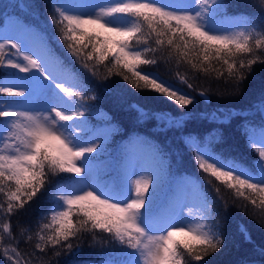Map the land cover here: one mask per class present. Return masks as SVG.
Wrapping results in <instances>:
<instances>
[{
	"label": "snow or ice",
	"instance_id": "obj_1",
	"mask_svg": "<svg viewBox=\"0 0 264 264\" xmlns=\"http://www.w3.org/2000/svg\"><path fill=\"white\" fill-rule=\"evenodd\" d=\"M226 8L224 0H56L51 22L62 46L92 77L99 75L101 65L109 74L114 68L122 69L114 74L137 91H153L185 109L194 103V97L159 75L141 70V65L175 58L177 64L186 63L206 76L215 73L219 79L226 72V80L234 89L239 88L254 65L264 64V26L257 28L252 20L226 25ZM260 10L264 13V7ZM8 49L15 51L9 55ZM0 67L28 74L12 73L22 83L0 86V96L23 98L0 100V195L4 197L0 203V252L10 264L30 262L18 250L9 218L54 177L60 179L45 193L51 203L44 217L48 222L39 225L36 234L35 249L39 252L59 246L73 253L72 238L96 231L107 233L122 246L121 259L111 264H208L206 257L225 245L224 226L207 193L196 205H177L172 213L162 215L150 207L149 189L154 181L158 184L154 172L126 171L122 179L111 181L95 176L92 154L101 148L96 140L106 137L89 135L91 129L81 109L88 107L86 97H96L87 95L88 84L51 49L42 45L38 51L25 50L21 43L5 39L0 42ZM177 77L193 89L185 76L177 73ZM206 94L199 92L200 96ZM20 104L36 106L17 110ZM130 107L138 121L154 119L162 128L184 123L168 111L152 112L140 104ZM260 111L264 114V99ZM205 118L227 124L233 113H212ZM241 131L258 156L253 162L255 171L209 146L222 142L223 133L218 128L209 133L211 140L189 137L185 143L194 151L210 186L213 182L208 177L243 199L246 203L240 206L245 214L250 204L264 221V127L257 133L242 125ZM214 190L220 192L218 186ZM220 200L227 209V202L223 197ZM239 231L251 242L245 225L241 224ZM6 239L10 246H5Z\"/></svg>",
	"mask_w": 264,
	"mask_h": 264
},
{
	"label": "trees",
	"instance_id": "obj_2",
	"mask_svg": "<svg viewBox=\"0 0 264 264\" xmlns=\"http://www.w3.org/2000/svg\"><path fill=\"white\" fill-rule=\"evenodd\" d=\"M68 2L71 3V0ZM55 3L56 0H0V31L4 30L7 24H17L23 30L24 38H27L26 30L28 32L29 27L32 26L39 35L36 42L39 45L44 43L43 46L51 49L88 84L87 95L96 97L95 100H88L86 97L85 103L88 107L83 109L85 111L83 119L87 122V127L91 129L89 135L100 129L110 130V136L100 144L101 148L94 159L96 163L102 160L108 162V167L103 170L100 180H120V163L123 162L129 146L138 143L151 153L162 168L164 179H166L163 184L165 192L158 202L159 205L152 207L154 211L160 213L169 204L177 192L182 177H192L199 197L207 193L214 201L213 207L217 213V219L222 222L227 239L218 252L206 257L208 264H264V221L255 215L250 204L245 214V209L240 205L246 202L235 198L231 190L215 181L214 178L208 177L213 182V186H210L206 182V174L201 172L195 161L194 151L190 150L185 143L189 137L211 140L209 133L218 128L223 133V140L219 143H210L209 146L225 158H234L255 171L253 162L258 159V156L248 147L241 126L252 127L257 133L264 127V114L260 111V103L264 99V64L254 65L251 74L236 89L233 88L232 82L226 80V72L219 79L216 78L215 73L206 76L186 63L177 64L175 58L167 62L158 59L155 65H141L142 70L156 73L195 98L192 105L180 109L175 102L153 91H137L124 81L121 75L114 74L122 69L114 68L113 74H109L101 65L99 75L92 77L88 71L81 68L67 48L62 46L63 42L58 39L59 33L51 22L52 6ZM224 3L227 5L224 21H238L245 24L252 20L257 28L264 26V13L260 10L264 7L262 0H224ZM42 37H45V41L41 40ZM159 55L160 53H157V56ZM164 55H167V50ZM213 64L223 71L218 63L214 61ZM177 73L185 76L193 85V89L190 90L181 83ZM10 75L9 71L0 68V84L4 82L6 76ZM104 75H108L109 79L103 80ZM201 90L207 94L200 96ZM0 98L3 97L0 96ZM134 104H140L152 112H171L173 115L180 116V120L184 123L182 126L162 128L154 119L138 121L136 113L130 107ZM213 110H220L219 112L223 114L231 112L233 118L230 123L219 124L202 116ZM181 112H187L190 115H180ZM120 160L118 165H113ZM59 179L60 177L52 178L31 202L25 204L23 209L9 218L13 236L19 241L18 250L24 259L30 264L90 262L111 264L112 261L121 259L122 246L112 241L107 233L99 231L83 232L72 238L73 253H68L66 249H60L59 246L57 249L48 247L44 252L35 249L38 243L36 234L39 231V225L48 222L44 217L51 208L45 193ZM217 186L220 188L219 193L214 190ZM220 197L227 202V209ZM3 201L4 197L0 195V203ZM73 219L75 220L76 217L74 216ZM2 222L3 218L0 216V223ZM241 224L246 226L251 242L246 241L239 231ZM22 229L27 230L23 235H21ZM28 236L32 239L27 240ZM77 245H79L78 252H76ZM5 246H10L7 239ZM56 251H60L61 254L55 255ZM0 264H10L2 252H0Z\"/></svg>",
	"mask_w": 264,
	"mask_h": 264
},
{
	"label": "rangeland",
	"instance_id": "obj_3",
	"mask_svg": "<svg viewBox=\"0 0 264 264\" xmlns=\"http://www.w3.org/2000/svg\"><path fill=\"white\" fill-rule=\"evenodd\" d=\"M98 2H105V0H98ZM224 23L226 25L227 24L243 25L242 23H240L238 21H224ZM26 33L28 34L27 36L29 38L28 37L24 38V35H22V29L20 28V26H17L14 24H8L4 30L0 31V42H3V40H5V39H12L14 42L21 43L25 50L32 49V50L38 51L40 49L38 47L42 46L44 43L42 45H39L36 42L39 39V35H38V32L36 31V29L33 28L32 26H30L29 31L27 32V30H26ZM30 40L32 41L31 43L29 42ZM41 40L45 41V37H42ZM6 51L9 53V55H11V53H13L15 50L14 49H8ZM0 68L4 69L6 71H9L11 74L10 76H6L4 78V82L3 83L1 82L0 86H2L5 82H7L8 84L15 83L17 85L22 83L21 81L17 80L16 76H13L12 73H16L17 76L28 75L25 73H18L17 70L11 69V68H3V67H0ZM141 70H142V68H141ZM2 97L3 98H0V100H7L10 102L23 100L22 97H6V96H2ZM35 106L36 105L20 104V105H17V110H24V109H27L29 107H35ZM81 110L83 111V109H81ZM219 111L220 110L209 111V113H207V114L204 113L202 116L205 117L206 115L212 114V113L221 114L222 112H219ZM109 131L110 130L108 128L100 129V130L95 131L91 135H94L95 137H108V136H110ZM81 135H83V133H81ZM103 141L104 140H102V139L96 140V142L99 144H101ZM98 152H99V149L97 150L96 153L92 154V157H93L92 166L94 169L95 176L100 179V175L102 174L103 170L108 167V165H107L108 162H107V160H102L99 163H96V161L94 159L96 158ZM121 160L118 161L117 164L113 163V165L114 166L118 165L121 162ZM119 169H120V173H121V176L119 177V179H122V175L126 171L137 172V173L142 172V171L154 172L156 174V176L158 177V184L156 185V183L154 181L153 187L149 189L150 207L152 208V207L156 206L157 204L159 205L158 202L161 200V198L165 192V189L163 190V188H164L163 184L166 182V179H164V174H163L164 172H163L162 168L156 162V160H154L151 153L145 147L139 145L138 143L129 146V149L125 154L123 162L120 163ZM133 178H135V177H133ZM158 194H159V196H158ZM199 198H200L199 192L197 191L196 183L192 179V177H182L180 184H178V189H177L176 194L173 196V198L171 199L169 204L165 208L162 209L160 214L167 215V214L172 213L175 210L177 205H182L185 203L190 205V206L196 205L200 202ZM160 206H158V208ZM186 212H187V209H185V213ZM84 264H94V263L90 262V263H84Z\"/></svg>",
	"mask_w": 264,
	"mask_h": 264
}]
</instances>
